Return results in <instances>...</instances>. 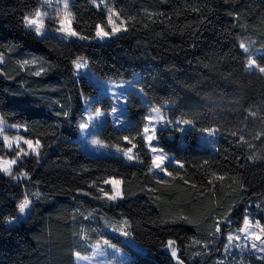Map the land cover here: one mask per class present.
<instances>
[{"label": "trees", "instance_id": "16d2710c", "mask_svg": "<svg viewBox=\"0 0 264 264\" xmlns=\"http://www.w3.org/2000/svg\"><path fill=\"white\" fill-rule=\"evenodd\" d=\"M41 1L0 0V115L40 143L38 156L15 166L26 177L0 171V264H75V251L89 253L102 228L123 218L145 248L125 264H175L169 239L183 264H222L227 236L246 216L264 223V73L246 70L239 47H264V0H106L127 30L105 40L95 25L108 30L106 9L70 0L79 36L69 41L25 26ZM80 57L94 75L131 83L121 113L128 125L106 116L93 132L110 146L135 145L136 162L81 147L86 106L109 110L110 101L75 73ZM255 60L264 66V53ZM151 106L167 117L152 144L183 162L166 163V177L151 170L142 138ZM183 121H191L183 132L170 126ZM210 128L214 151L199 144ZM108 177L120 180L118 199L104 195L113 192ZM25 196L30 211L7 224ZM247 260L264 264V254Z\"/></svg>", "mask_w": 264, "mask_h": 264}, {"label": "rangeland", "instance_id": "374dc122", "mask_svg": "<svg viewBox=\"0 0 264 264\" xmlns=\"http://www.w3.org/2000/svg\"><path fill=\"white\" fill-rule=\"evenodd\" d=\"M69 1L68 0V7H64V2L63 0H42L40 7L37 9L41 13H46V15L42 16L43 19V34L44 33H52L56 34L60 38L64 39L65 41H69L71 38L76 37V36H69L67 33H62L60 31H57V29L61 28L62 25L60 23L61 20H64L66 23L63 25L65 28H69L72 30L71 25H70V19H71V12L69 11ZM92 4H94L96 7L97 5L103 7L106 9V11L109 14V10H112V7L110 6L109 2L106 0H103V3L101 0H90ZM34 15L28 16V17H33ZM113 19L116 20L117 24H120L122 21L120 18H117L116 16H113ZM123 28H126V26L121 25ZM34 30V29H33ZM111 26L108 24V30L105 31H110ZM97 40H105V39H99L96 38ZM243 42L246 44V46L249 48V51L246 53V64L248 59L251 57L255 59V56L257 54H263L264 53V47L262 48H254L250 46V44L246 41L243 40ZM244 51V50H243ZM3 61V57L0 54V64ZM76 63H83L85 66L77 70L75 68V73L79 76H83L86 78L88 81L92 82L95 84L100 92L101 95L107 96L109 99V111L111 112L109 115L110 120L112 121V124L117 127H125L128 125L127 119L122 117V110L123 106L126 100V94L124 89L127 87H130L131 83L129 81H123V80H113V79H102L96 75L88 68L87 63L84 58L80 57L75 60ZM258 64V63H257ZM259 65V64H258ZM264 67L263 65H260ZM258 70V69H256ZM116 107L118 109V112L116 114L112 113V108ZM153 109H159L157 107H150L148 110V115H151L153 117L152 125H154V120L155 117H158L159 113L162 114V117L164 118L163 112L159 109V112H153ZM99 110L101 113H104V115H101L99 117H96L95 113ZM107 116V111L96 108V110H92L89 106H86V116L85 119L80 121L79 125L81 123H88L89 127L85 130L80 129V140H81V147L84 148L89 154L92 155H105V154H112L116 156H123L127 162L134 163L137 161L136 157L133 155V159L129 160L127 156L122 155L121 152L117 151V148L120 147H115V146H110L100 140L96 134L93 132V130L98 127L102 122L105 120ZM91 117V119H90ZM119 119V123L117 120ZM0 120L3 121V132L0 133V137L3 140L4 136H7L9 138V143L12 144V147L9 148L5 145L6 150L9 153H5L3 155H0V165L3 167H6L9 169L10 173L5 172L0 170L3 174H7L11 178H22L24 177L22 174L25 173L24 171H17L15 169V165L9 164L8 161H11L16 158V152L19 150L16 146V141L19 138H22L19 140V146L21 148H24L25 152H28L29 154H35L31 149H29L28 145L24 143L26 140H31L33 141V145L35 146V142L37 140L35 139H30L27 138L23 132L26 129L25 124L23 123H9L7 122L1 115H0ZM147 122V121H146ZM167 123V120L165 118L162 121H159L157 125H154L156 127V130L162 126H164ZM150 125V127L152 126ZM178 126L180 132H183L184 128L188 125L183 122L180 123H172L170 126ZM208 130H213L211 132L205 131L204 133L200 134V139H199V144L201 145H206L208 146L212 151L216 150V142L214 141V136L216 130L214 128H210ZM156 132V131H155ZM149 135H153L155 138V133L150 132ZM96 140L97 143L93 144L92 141ZM154 140V139H153ZM153 142V141H152ZM152 147H155L157 151L153 153L151 151V147H149V151L151 154L152 162L155 157L163 156L164 161L163 164L161 165V168H165V164L168 162L177 164V165H182L183 162L177 158H175L171 153H168L156 146H154L151 143ZM40 149V143L38 146V152ZM122 149V148H120ZM28 154V155H29ZM22 158L27 155L21 154ZM179 162V163H177ZM151 170L158 176H163L166 177L167 171H161L160 169H157L154 167L153 163L151 166ZM112 180H117L120 181L119 178L115 177H108L106 181H109L108 184L111 185L112 190H118L120 192V183L118 185H113L111 183ZM111 196V195H110ZM120 197V196H119ZM117 197L116 199H118ZM25 198V197H24ZM23 201V199L20 201V203ZM19 203V204H20ZM29 210H26L25 214H19V209L18 213L15 216L16 219L13 220L14 217L7 219L6 223L11 224V223H16L20 221V219L25 218ZM249 224L246 226L245 223L243 222L242 226L234 231H231L226 240V244L224 246V249L222 251V256L223 258L221 259L222 264H249L250 261L247 260L250 255H253L255 257H261L264 254V251H260L259 249L261 247H264V245L261 244L260 240H256L254 236L250 235V233H255L256 235L261 237V240H264V223L257 221V220H252L251 218L247 217ZM106 220V218H103ZM107 222V220H106ZM126 222V223H125ZM257 222H259L257 224ZM128 227V220L126 218H123L121 220H118L117 223L113 224L108 223L105 225L102 230L101 234L97 237V239L90 244L91 251L87 254H83L79 251H75L74 253V261L75 264H125V261L131 257L132 251H145V248L143 245L134 242L129 235L125 236L123 233L127 231ZM241 229H246V231L241 232ZM233 236V241L231 242V246L226 249V245H229V240L228 237L229 235ZM240 236L239 240L235 239V236ZM116 236L117 238H115ZM116 240V241H114ZM172 240V239H169ZM168 240V241H169ZM173 241V240H172ZM168 243V242H167ZM255 243L258 247L256 249H253L251 245ZM239 244L241 245L240 247H237L236 245ZM167 245V244H166ZM164 246V250L169 252L171 254V250L169 248ZM114 246V247H113ZM175 247V244H174ZM176 248V247H175ZM177 249V248H176ZM76 253L80 254V258L78 259L77 256L75 255ZM177 254H178V249H177ZM178 258V259H177ZM177 258H173L175 264H179L180 259L177 255ZM183 264V263H182Z\"/></svg>", "mask_w": 264, "mask_h": 264}, {"label": "snow or ice", "instance_id": "6c2138e0", "mask_svg": "<svg viewBox=\"0 0 264 264\" xmlns=\"http://www.w3.org/2000/svg\"><path fill=\"white\" fill-rule=\"evenodd\" d=\"M63 2H64V7L67 8L68 7V0H63ZM93 2H95V0H93ZM101 2L103 3V0H101ZM97 7H99V5H97ZM43 15H46V13H41L39 10H37L33 17L26 16L24 18L25 26L27 28H29V29H34V31H35V33L37 35H42L43 34V19H42ZM113 16H116L117 18H119V13L118 12H114L112 10H109V14H108V17H107V22L111 26V30L110 31H105L104 26L101 25V24L95 25V27H96V38H99V39L109 38L111 36L117 35L121 31H126L127 30L126 28H123L121 26V25H123L124 21H121L120 24H117L116 20L113 19ZM60 23H61L62 27L57 29V31H60L62 33H67V35H69V36H79V34L77 32H75L74 30H71L69 28L63 27V25L66 23L64 20H61ZM80 38L81 39H86V37H80ZM239 47L241 49H243L245 53H247L249 51V48L246 46V44L243 41L240 42ZM22 63L23 64H27V63H29V61L25 60ZM73 63H74L75 68L77 70H79L80 68L85 66L83 63H76L75 61ZM253 69H258L259 72L264 73V67L258 65L256 60L250 57L248 59V61H247V64H246V70H253ZM152 111L158 113L159 109H153ZM117 112H118V109L116 107H113L112 108V113L116 114ZM255 114H256L255 112H250V115L254 116ZM64 115L67 116L68 113H64ZM95 115H96V117H99L101 115H104V113H101L99 110H97ZM90 119H91V117H90ZM159 119L162 121L164 118L161 116V117H159ZM145 120L147 122L144 124V127H143L142 138L147 141L149 147H151V151L153 153H155L157 151V149L155 147L151 146V142L154 139V136L153 135H149L150 132L155 133V131H156V127L154 125H152L153 117L151 115H149V116L145 117ZM117 122L119 123V119L117 120ZM183 123L189 124V123H191V121H183ZM150 125H152V126L150 127ZM79 127H80L81 130H85V129H87L89 127V125H88V123H81L79 125ZM205 131L211 132L213 130L205 129ZM2 132H3V121L0 120V133H2ZM233 135H235V133H233ZM20 139H22V138H19L16 141V146L19 149L16 152V158L11 160V161H8L9 164L15 165L18 161H21L22 160V155H21L22 153H23V155H28L29 154L28 152H25L24 148H21L19 146V140ZM123 139L130 143V138L128 136L123 137ZM243 139H244L243 137H240L241 141H243ZM3 142H4V144L7 147H9V148L12 147V144L9 143V138L7 136L3 137ZM24 143L26 145H28L29 149H31L37 156L39 155V152H38L39 141L38 140L35 142V146L33 145V141H31V140H26V141H24ZM92 143L96 144L97 141L93 140ZM133 148H135V145H132V147H129L127 149L117 148V151L121 152L122 155L127 156V158L129 160H132L134 158L133 155H132ZM163 161H164L163 156L155 157L153 159L154 167L157 168V169H160L161 171H166V169L161 168V165L163 164ZM177 163H179V162H177ZM0 170L8 172L9 174H11L9 169L6 168V167H3L2 165H0ZM167 174L171 175V173H167ZM22 175L26 177L27 173H23ZM105 183H109V181H105ZM111 183L113 185H118L120 183V181L112 180ZM104 195L107 196L109 199L115 200L117 197H119L121 195V193L118 190H114L112 192L111 196H109L108 193H104ZM30 203L31 202H30L29 198L27 196H25L23 201L18 205L19 214H25L26 210L30 211ZM14 219H16V218L14 217L13 220ZM244 223H245L246 226L249 224L247 216L244 219ZM258 223L259 222H257V224ZM217 231H219V221L217 222ZM240 231L244 232V231H246V229H241ZM123 234L125 236H127L129 233L127 231H125ZM250 235L254 236V238L256 240H260L261 244L264 245V240H261L260 236L256 235L255 233H250ZM233 239H234L233 236L230 234L229 237H228L229 245H226V249L231 246V242L233 241ZM235 239L239 240L240 236H238V235L235 236ZM174 244H175V241L169 240L167 245H166V247L171 250V256L173 258H177V249L174 247ZM236 246L240 247L241 245L237 244ZM251 247L253 249H256L258 246L255 243H253L251 245ZM259 250L260 251H264V247H261ZM75 255L77 256L78 259L80 258V254L79 253H76ZM179 264H182V262H179Z\"/></svg>", "mask_w": 264, "mask_h": 264}, {"label": "built area", "instance_id": "2783aa9c", "mask_svg": "<svg viewBox=\"0 0 264 264\" xmlns=\"http://www.w3.org/2000/svg\"><path fill=\"white\" fill-rule=\"evenodd\" d=\"M106 111H107V116L109 117V115H110L111 112H110L109 110H106ZM161 116H162V114L159 113L158 117H155L154 125H157L158 122L161 121V120L159 119V117H161ZM164 118H165V120H167V117H166V116H164ZM152 141H153V140H152ZM151 143H152V142H151ZM146 146H147V148L149 149V145H148L147 141H146Z\"/></svg>", "mask_w": 264, "mask_h": 264}]
</instances>
